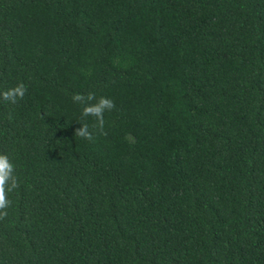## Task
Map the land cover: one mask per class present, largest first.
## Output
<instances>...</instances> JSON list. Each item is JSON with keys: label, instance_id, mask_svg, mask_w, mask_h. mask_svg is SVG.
Masks as SVG:
<instances>
[{"label": "trees", "instance_id": "trees-1", "mask_svg": "<svg viewBox=\"0 0 264 264\" xmlns=\"http://www.w3.org/2000/svg\"><path fill=\"white\" fill-rule=\"evenodd\" d=\"M19 82L0 264H264V0H0Z\"/></svg>", "mask_w": 264, "mask_h": 264}, {"label": "clouds", "instance_id": "clouds-1", "mask_svg": "<svg viewBox=\"0 0 264 264\" xmlns=\"http://www.w3.org/2000/svg\"><path fill=\"white\" fill-rule=\"evenodd\" d=\"M27 92L25 85L22 82L15 86L0 92V99L5 102L16 104L18 100H22ZM74 103L82 104V117H95V127L100 134L106 135L104 131V112L111 111L114 108V102L107 97L101 96L97 98L94 93H75L72 96ZM95 100V103H90ZM10 118V117H9ZM81 126L75 130V135L86 139L90 142L94 141L93 133L89 130L87 123L80 124ZM15 166L10 161L6 154H0V220L8 217V209L11 207L12 201L8 194L14 192L20 187V181L14 174Z\"/></svg>", "mask_w": 264, "mask_h": 264}]
</instances>
